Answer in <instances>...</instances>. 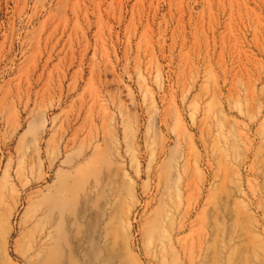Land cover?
<instances>
[{
	"label": "rangeland",
	"instance_id": "374dc122",
	"mask_svg": "<svg viewBox=\"0 0 264 264\" xmlns=\"http://www.w3.org/2000/svg\"><path fill=\"white\" fill-rule=\"evenodd\" d=\"M0 259L264 264V0H0Z\"/></svg>",
	"mask_w": 264,
	"mask_h": 264
},
{
	"label": "bare ground",
	"instance_id": "6f19581e",
	"mask_svg": "<svg viewBox=\"0 0 264 264\" xmlns=\"http://www.w3.org/2000/svg\"><path fill=\"white\" fill-rule=\"evenodd\" d=\"M181 175H179L180 177ZM179 190V188H178ZM61 207L56 203L54 199L47 198L45 196L41 199L37 206V214L35 215L36 223H35V230L37 232V242L35 243V247L38 248V252H41L44 246L48 244V242L53 239L54 237L60 238V235L63 232L61 221L63 214L59 212ZM53 210L58 211L59 219H52V212ZM11 215V208L7 209L4 214V221H5V234L9 233L8 219ZM54 218V217H53ZM184 229V225H180L175 227L173 225L169 226L167 230V238L168 241L171 240L173 234H178ZM63 235V234H62ZM36 250V249H35ZM54 251V250H53ZM52 254V253H51ZM3 256V254H2ZM51 257V256H50ZM2 260V259H0ZM0 264H4L1 262ZM48 264V263H47Z\"/></svg>",
	"mask_w": 264,
	"mask_h": 264
}]
</instances>
